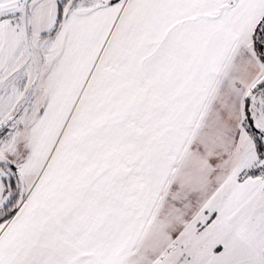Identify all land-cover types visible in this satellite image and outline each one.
<instances>
[{
    "label": "snow or ice",
    "instance_id": "obj_1",
    "mask_svg": "<svg viewBox=\"0 0 264 264\" xmlns=\"http://www.w3.org/2000/svg\"><path fill=\"white\" fill-rule=\"evenodd\" d=\"M0 264H264V0H0Z\"/></svg>",
    "mask_w": 264,
    "mask_h": 264
}]
</instances>
